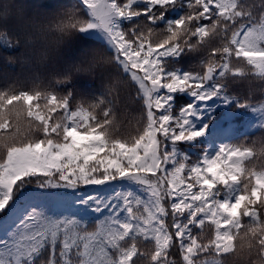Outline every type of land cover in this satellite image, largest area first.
I'll use <instances>...</instances> for the list:
<instances>
[{
  "label": "snow or ice",
  "instance_id": "snow-or-ice-1",
  "mask_svg": "<svg viewBox=\"0 0 264 264\" xmlns=\"http://www.w3.org/2000/svg\"><path fill=\"white\" fill-rule=\"evenodd\" d=\"M0 47V264H264V0H3Z\"/></svg>",
  "mask_w": 264,
  "mask_h": 264
},
{
  "label": "trees",
  "instance_id": "trees-1",
  "mask_svg": "<svg viewBox=\"0 0 264 264\" xmlns=\"http://www.w3.org/2000/svg\"><path fill=\"white\" fill-rule=\"evenodd\" d=\"M0 2H3V0H0ZM18 3H22L26 5L29 8H34V9H40L43 11L47 12H52L57 10L61 5L65 6H71V3L74 2V0H17ZM79 47V42L73 38L72 43L68 44L67 41H65L63 44L60 45V50L61 52H71L72 50H75L76 48ZM18 54V50L8 48L5 49L3 47H0V64L4 63V58L8 56H16ZM198 63V60L192 58V57H185L181 62L179 66L184 67L185 69H189L190 67L195 66ZM39 72V75L41 76L42 79L47 80L48 78V73L43 69L40 68L37 70ZM32 75V69L25 67H21L19 63L13 66V71L10 73V82L13 80H16L17 78L24 79L25 82L27 83V77ZM3 77L2 74H0V82H2ZM82 85H93L96 88L100 87V81L95 80H85L81 82ZM259 98V93H256V96L254 99ZM187 100V97H178L177 103H184ZM138 105H132V110L133 112L138 111ZM222 111V109H221ZM247 118V116H240L238 117V121L242 122ZM241 140H243V137H240ZM232 142H238V141H232ZM91 190V188H89Z\"/></svg>",
  "mask_w": 264,
  "mask_h": 264
}]
</instances>
